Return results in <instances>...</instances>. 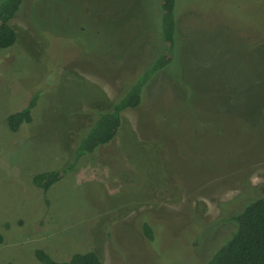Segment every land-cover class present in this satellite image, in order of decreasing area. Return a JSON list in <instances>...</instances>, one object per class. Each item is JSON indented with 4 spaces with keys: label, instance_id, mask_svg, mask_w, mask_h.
Segmentation results:
<instances>
[{
    "label": "rangeland",
    "instance_id": "374dc122",
    "mask_svg": "<svg viewBox=\"0 0 264 264\" xmlns=\"http://www.w3.org/2000/svg\"><path fill=\"white\" fill-rule=\"evenodd\" d=\"M162 1L24 0L11 21L17 41L0 51V264L91 251L104 264H207L233 229L215 225L221 205L264 190V0H177L173 62L141 106L50 190L35 186L69 166L98 104L153 64ZM36 94L33 122L11 131L7 117ZM164 187L173 202L158 200Z\"/></svg>",
    "mask_w": 264,
    "mask_h": 264
},
{
    "label": "trees",
    "instance_id": "16d2710c",
    "mask_svg": "<svg viewBox=\"0 0 264 264\" xmlns=\"http://www.w3.org/2000/svg\"><path fill=\"white\" fill-rule=\"evenodd\" d=\"M24 0H0V51L15 45L18 32L11 25V21L19 12ZM161 5L160 43L161 51L153 64H148L139 75L130 80L129 85L124 83V89L111 102L98 104L93 120L87 124V128L78 139L74 158L69 166L61 171L38 174L34 177L36 187L44 191L72 173L81 159L94 153L101 146L114 140L122 126V114L128 110H134L141 106L144 88L152 77L169 67L173 62L174 52L179 44V24L176 18L177 0H163ZM149 66V67H148ZM39 96L33 99L21 110L13 112L7 117L11 131L18 132L23 124L33 122V110ZM167 187V186H166ZM164 187L160 202H173L171 194H166ZM159 193V192H158ZM242 193L234 201L222 204V216L218 223L230 224L232 231L227 242L214 254L207 264H264V190L256 192L252 199ZM249 203V204H248ZM215 227V226H214ZM145 239L149 242L155 240V233L149 223H144L142 228ZM4 244V237L0 233V246ZM42 264H104L101 255L96 252L76 254L69 262L60 263L52 260L44 252H38Z\"/></svg>",
    "mask_w": 264,
    "mask_h": 264
}]
</instances>
